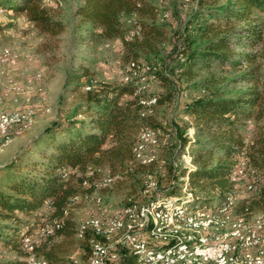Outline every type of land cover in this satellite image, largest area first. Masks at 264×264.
I'll return each instance as SVG.
<instances>
[{"label": "trees", "instance_id": "1", "mask_svg": "<svg viewBox=\"0 0 264 264\" xmlns=\"http://www.w3.org/2000/svg\"><path fill=\"white\" fill-rule=\"evenodd\" d=\"M42 2L50 3L44 0H0V8L24 12L40 32L54 35L63 24L50 15ZM195 5L186 18L177 45L168 51L166 60L170 65L162 68L151 64L145 55L157 50L165 32V22L156 20L157 10L151 0H78L75 14L97 36L117 37L127 60H140L141 55L148 59L140 61L153 66L152 72L159 84L168 90L163 98L155 93L156 102L166 100L170 103L173 91L187 90V87L176 84L173 73L177 72V76L188 81L194 76L196 66L207 67L211 60L217 61L222 68L240 66L241 61L254 59V54L244 48L250 49L261 43L264 37V22L252 23L255 13H264V0H195ZM129 15H133L139 25L137 34H129L130 27L125 23ZM234 47L244 51H235ZM82 91L84 104L81 112L85 115L76 118L73 113L66 121H53L44 126L25 151L16 152L0 167V242L24 257L25 251L20 247L21 235L56 219L59 226L50 233L38 235L42 238L34 242V253L38 255L39 248L41 255L38 256L48 264L59 260L53 250L55 243L50 240L74 234L70 209L74 199L91 191V188L80 185L87 166H107L118 175L114 181L118 185L123 183L127 189L138 182V174L143 171H153L159 183L158 172H164L165 181L172 173V149L162 150L156 161L147 164L128 163L137 127L141 124L153 126L150 114L139 113L142 106L137 102L130 80H98L90 89ZM184 108L194 121V134L197 133L202 141L194 153L190 150L195 165L191 168L178 165L176 168L180 174L188 173L191 185L198 186L201 199L222 198L231 189L236 188V193L237 188L242 187L241 183L234 185L227 177L237 158H242L246 166L256 170L253 175L247 171L249 179L261 178L264 171V83L262 89L248 87L236 94L210 91L196 95ZM248 118L253 120L254 131L245 139L240 129ZM175 128L177 139L183 144L185 127ZM194 142L195 138L191 145ZM31 144L36 153H29ZM62 172H65L63 178L60 177ZM260 181L254 189H245V193L234 202L235 213L249 218L255 209H263L264 178ZM173 192L174 187L167 191ZM86 246L88 251L87 243ZM130 262L128 256L125 263ZM0 264L11 262L0 257Z\"/></svg>", "mask_w": 264, "mask_h": 264}, {"label": "built area", "instance_id": "2", "mask_svg": "<svg viewBox=\"0 0 264 264\" xmlns=\"http://www.w3.org/2000/svg\"><path fill=\"white\" fill-rule=\"evenodd\" d=\"M166 15V12L162 14ZM125 23L130 27V35L138 33L139 25L134 18H127ZM21 56L29 59V55H21L8 45L1 46L0 77L5 67L15 65ZM125 67L127 72L120 81L130 80L133 83V92L142 106L139 113L150 114L156 105V95L144 94L145 80L160 82L152 72L153 66L148 62L129 59ZM40 79V70H33L21 79L4 77L1 93L14 94V100L17 99L15 94L41 93L43 87ZM98 80L95 76H89L82 89H90ZM186 95L185 88L177 90L172 103ZM36 109L32 105L0 109V140L5 141L27 130L34 121ZM184 119L187 125L183 132L186 135L183 144L178 141L173 125L162 130L145 124L137 127L128 163L147 164L158 159L159 150L174 151L170 156L172 173L164 184L158 182L153 171L138 174L137 198H127L121 205L111 208L104 206L97 191L108 187L118 175L105 165L85 168L80 185L91 188L89 193H83L84 196L90 194L91 205L86 216L76 223L74 236L83 240L87 237L88 251L84 263L74 261L72 264H126L128 256L131 257L130 264H264V208L253 212L249 218L235 213L236 188L212 204L199 202L188 173H178V165L185 168L195 165L190 151L195 125L186 112ZM247 171L253 175L256 170L246 166L242 158H237L229 168L228 180L234 185L241 183L244 189H254L264 178V171L261 178L255 181L246 176ZM158 175H164V172L160 171ZM60 177H65V172ZM171 187L179 194L167 193ZM58 226L59 221L53 219L39 225L34 233H50ZM20 247L25 251V264L46 263L34 253L31 233L21 235Z\"/></svg>", "mask_w": 264, "mask_h": 264}, {"label": "rangeland", "instance_id": "3", "mask_svg": "<svg viewBox=\"0 0 264 264\" xmlns=\"http://www.w3.org/2000/svg\"><path fill=\"white\" fill-rule=\"evenodd\" d=\"M151 1L157 10L156 20L165 22V32L163 41L158 45L157 50L154 53L145 55L150 60V63L156 67H168L170 65L166 60L168 51L174 45H177L178 38L184 31L186 18L196 7L195 0ZM77 3L78 0L42 2V5L48 9L50 15L59 19L63 24L62 29L54 35L40 32L35 24L26 18L24 12L13 11L9 8H3L0 12V47L8 45L19 51L21 55L22 52H27V55H29L26 68L22 65L25 64L21 61L23 58H19L15 65L5 67L0 77V103L7 101L4 100L6 98H2L7 96L10 98V102H18L19 106L32 105L24 100L22 102L19 94H15L16 100L13 98L14 94H2L3 78L13 77L21 79L25 74L31 73L33 70H40L41 79L39 82L43 87V91L32 95V97H39V103L34 99L33 101L36 102V105H32L37 108L31 125L33 126L37 119L38 124L35 123V127L31 128L32 130L35 129L34 131L37 128L51 124L53 121H66L73 113H75L76 118L85 115L81 112L84 104L82 84L88 76H95L99 80L117 82L127 72L125 67L127 59L123 55V47L119 39L117 37L103 38L97 36L94 30L90 29L87 23L81 21L75 14ZM165 12L167 16H162ZM161 16L163 19H160ZM128 17L135 18L133 15ZM255 22L262 24L264 22V13H255L252 23ZM239 25H242V22H239ZM234 49L235 51H244L243 48L239 47H234ZM244 49L253 53L254 59L250 62L241 61L240 66H225L222 68L217 65V61L211 60L208 62L207 67L196 66L194 76L188 81L177 76V72L173 73L176 84L187 87V95L176 98L174 103H172V99H170V103H167L166 100L161 103L156 102L153 111L150 113V123L158 128L170 125L183 128L187 125V121L184 119V104L196 95L201 96L210 91L236 94L246 90L248 87L262 89V83H264V37L261 43H257L250 49L246 47ZM139 59L148 61V59L143 58V55ZM145 81V95L156 93L163 98L168 91L162 84L150 79ZM176 92L177 89L175 92L173 91L172 98ZM41 96L42 98H40ZM11 108L14 107L12 106L8 109ZM192 123L194 124L193 120ZM25 131L19 135L10 136L5 141L0 140V167L16 152L25 151L26 146L31 143L32 139L26 141V138L30 137V135L29 133H24ZM240 131L243 138H249L254 131L253 120L251 118L246 119ZM193 136L196 142L190 145L192 153L196 151L200 141H202V138L197 133ZM30 147L31 152L29 153H36V148L32 144ZM158 154H162V151L159 150ZM159 181L161 184L166 182L164 175L160 176ZM137 188L138 182L127 189L123 183L118 185L114 181L108 187L101 188L97 192L101 196L102 204L111 208L121 205L127 198H137ZM193 191L197 200L205 204H212L220 199L217 196L201 199L200 190L195 185ZM245 191L243 187L237 188L234 198L235 202ZM174 194L178 195L179 193L175 191ZM90 205V194L82 195L73 200L70 211L74 219V226L86 216ZM257 210L255 209L254 212ZM30 233L35 243L42 238L37 233H34L33 229H31ZM50 242L55 243L53 250L59 256V260L52 264H72L74 261L85 262L87 254L85 240L78 239L73 234L71 237H54ZM82 251L84 253H81ZM36 253L41 255L39 248ZM0 257L11 262V264H25L22 255L1 242ZM113 264H117V262Z\"/></svg>", "mask_w": 264, "mask_h": 264}, {"label": "crops", "instance_id": "4", "mask_svg": "<svg viewBox=\"0 0 264 264\" xmlns=\"http://www.w3.org/2000/svg\"><path fill=\"white\" fill-rule=\"evenodd\" d=\"M22 54H24V55H26L27 54V52H22ZM21 58H23V59H21V61H22V63H25V64H22L23 66H25L24 68H26V63H28V59L26 58V57H24V56H22ZM25 61V62H24ZM37 70V69H36ZM35 93H37L38 94V92H36V91H33L31 94H29V95H21V97H20V99L22 100V102H26V103H31L32 105H36V102L37 103H39V97L38 96H34V97H32V95L33 94H35ZM1 98V97H0ZM2 98H6V99H4V100H7V101H5V102H3V103H0V109L1 108H6V109H8V108H10V107H16V106H19V103L17 102V103H15V102H10V98L9 97H2ZM35 99V101H33ZM24 100V101H23ZM41 107H42V105H41ZM45 110V109H44ZM35 123H37L38 124V122H37V119H36V121H35ZM33 124V126H31L29 129H27L24 133H29V135H30V137H27L26 138V141H28L29 139H32V138H34L41 130H42V128L44 127V126H42V127H40V128H37L36 129V131H34V130H32L31 128H34L35 127V125L36 124ZM30 130H32V131H30ZM31 132V133H30Z\"/></svg>", "mask_w": 264, "mask_h": 264}]
</instances>
